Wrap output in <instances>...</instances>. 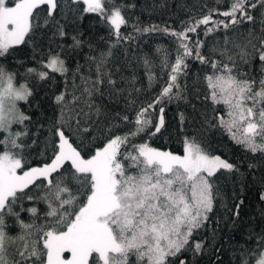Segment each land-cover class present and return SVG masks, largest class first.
<instances>
[{
	"label": "snow or ice",
	"instance_id": "6c2138e0",
	"mask_svg": "<svg viewBox=\"0 0 264 264\" xmlns=\"http://www.w3.org/2000/svg\"><path fill=\"white\" fill-rule=\"evenodd\" d=\"M88 13L97 14L114 38L112 46L87 58L94 72L84 73L79 64L72 71L60 53L51 51L39 67L26 69L27 77L42 81L72 71L66 90L54 94L51 116L21 109L20 101L31 105L34 88L17 83L19 71L0 62V264H199L188 260L189 252L214 255L216 264H224L220 246L212 243L223 231L219 221L209 240L201 230L217 203L226 209L225 227L238 230L244 199L236 192L231 199L238 203L228 207L217 173L251 178L264 188V0H231L226 10H209L182 31L163 29L177 44L174 63L163 61L169 80L156 99L133 109L134 119L128 108L116 107L120 99L135 104L128 91H136L134 77L125 83L120 70L109 67L113 48L132 38L121 32L128 19L125 5L116 0H0V58L7 61L19 46L34 44L38 33L55 29L54 36L67 37V23ZM201 26L205 35L224 33L208 53L201 51L204 41L191 43L189 34L199 35ZM82 35L71 36L73 50L86 43ZM190 59L207 66L204 100L222 106L213 107L211 118L194 111L192 126L198 125V132L222 130L259 161L258 174L255 163L245 161L242 170L210 153L196 134L184 133L182 154L136 142L165 127L164 108L158 121L152 112L164 98H183L179 80L188 75ZM144 64L150 69L147 58ZM187 120L181 112V128ZM122 125L131 130L118 134ZM34 152L43 157L38 165ZM258 198L264 201V191ZM260 217L264 221V209ZM246 235L234 249L236 264H264V225Z\"/></svg>",
	"mask_w": 264,
	"mask_h": 264
},
{
	"label": "trees",
	"instance_id": "16d2710c",
	"mask_svg": "<svg viewBox=\"0 0 264 264\" xmlns=\"http://www.w3.org/2000/svg\"><path fill=\"white\" fill-rule=\"evenodd\" d=\"M117 3L125 5V15L128 19V24L122 26L121 32L125 36H131L130 40L122 42L113 48L112 64L109 65L113 70H120V74L125 77V83L128 78L134 77L133 91L131 99L135 100L134 105H126L124 99H120L116 105L117 110L128 108L129 115L134 119V108L141 105H147L156 99L163 87L169 80L170 68L165 66L163 61L167 57L168 64L174 63L176 55V40L173 36L162 31L165 28L175 31H182L193 18H200L207 14L209 10L218 9L219 11L226 10L231 0H116ZM259 18L260 11L254 13ZM214 19H223L221 16L214 14ZM134 25L140 28H148L157 26L159 31L142 32L135 31ZM204 26L198 29L199 35L190 33L192 36L191 43H195L197 39L204 41L206 47L201 51L208 53L212 50L223 37V31L213 32L208 35L204 34ZM52 31L38 33L35 37L34 44L30 43L27 46L21 45L18 50L4 61L0 58V62L7 63L12 67L13 71L18 70L20 76L17 82H25L30 87L34 88V96L31 105L19 102L22 110L29 113H35L37 117H42L44 114L48 116L53 112L54 94L65 91L66 80L71 83L72 71L79 64L84 73L89 71L94 72V65L87 63V58L90 55L98 54L99 50H105L112 46L114 38L109 37V28L106 23L94 13L84 15V18L79 21H69L66 31L68 36L61 38L54 36ZM77 31L82 33V39L86 43L81 48L73 50L70 45L72 43L71 36L76 35ZM91 45V47L89 46ZM35 46V59H33V47ZM60 53L65 59L70 71L68 77H61L58 73L53 74L54 79L49 81L36 80L27 77L26 69L28 67H39L38 61L46 60L47 53ZM147 58L151 62L150 69L146 68L144 60ZM188 75L181 76L179 83L184 89L181 99L173 97L172 99L164 98L161 104H158L152 112L153 121H158L159 109L164 108L165 127L156 136L149 139L147 135L137 137L136 142H148L149 144L168 149L174 152H182L181 141L184 138V133L199 135L203 140V144L207 151L212 154H218L228 159L230 162L240 164L244 170L245 161L257 164V174L259 172V161L250 158V154L237 144H235L228 135L222 130L211 129L204 131L199 130V126H192L191 114L194 111L207 113L209 118L213 116V107H222L212 105L210 100H204L206 93V85L202 77L203 69L207 66L202 65L195 59L188 61ZM23 65V66H21ZM119 79V76L117 77ZM70 91V89H68ZM175 91V90H174ZM128 93H125L127 96ZM106 103L111 105L113 101L108 100ZM195 105V109L192 107ZM183 112L188 120L184 128H181L179 119L180 113ZM131 130V125H122L117 130L118 134H123ZM41 150L43 146L41 145ZM33 164L38 165L43 157L37 153H33ZM217 185L225 193L224 203L231 207L233 202L232 196L239 192L240 198L244 199V204L241 206V218L243 223L238 230H231L230 227H225L224 217L226 209L224 204L217 203L214 208V215H211V220L206 229H202L205 240H209L212 235L213 225L219 221V228L223 231H218L217 239L212 241L213 244L220 246V259L224 264H236V256L238 252L234 249L244 243L247 238V232L251 228H255L258 224L264 225L261 221L260 212L264 209V201H260L258 196L264 188H261L259 183H253L251 178L232 176L230 174L217 173ZM197 238H200V233H197ZM231 237V239H230ZM188 260H198L199 264H209L211 260L216 264V257L211 254H202L194 257L191 252L187 253Z\"/></svg>",
	"mask_w": 264,
	"mask_h": 264
},
{
	"label": "rangeland",
	"instance_id": "374dc122",
	"mask_svg": "<svg viewBox=\"0 0 264 264\" xmlns=\"http://www.w3.org/2000/svg\"><path fill=\"white\" fill-rule=\"evenodd\" d=\"M17 83H25V82H17ZM4 87H6V85H4ZM18 104H19V102H18ZM151 145V144H150ZM152 147H155V146H153V145H151ZM155 148H158V147H155ZM159 150H162V151H171V150H168V149H162V148H158ZM172 152H174V151H172ZM174 153H179V154H182V152H174ZM215 155H218V154H215ZM219 156H221V155H219ZM221 158L222 159H226V158H224L223 156H221Z\"/></svg>",
	"mask_w": 264,
	"mask_h": 264
}]
</instances>
